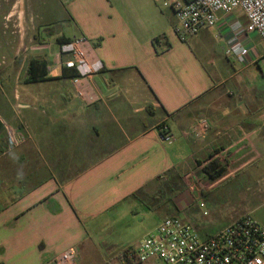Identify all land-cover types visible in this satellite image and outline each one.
<instances>
[{"label": "crops", "instance_id": "0c3cea01", "mask_svg": "<svg viewBox=\"0 0 264 264\" xmlns=\"http://www.w3.org/2000/svg\"><path fill=\"white\" fill-rule=\"evenodd\" d=\"M29 1L40 20L33 38L46 48L31 57L47 61V81L27 84L24 75L15 92L0 93V264H46L69 247L80 264V249L102 227L144 211L159 222L178 215L188 190L207 197L238 173L264 179V89L249 96L238 80L234 95L228 81L239 78L219 74L227 35L207 28L180 42L163 0ZM8 2L0 0V56L13 50L3 21L21 20L26 0ZM74 37L88 41L102 68L72 85L78 73L62 68L58 53ZM8 79L0 74L2 84ZM12 117L23 135L16 148L4 129ZM200 120L207 127L196 138ZM162 122L170 143L159 138ZM215 163L225 170L210 179ZM173 179L185 200L170 209L155 185ZM247 197L254 207L241 217L264 227V186ZM241 217L208 233L193 226L207 236Z\"/></svg>", "mask_w": 264, "mask_h": 264}, {"label": "built area", "instance_id": "2783aa9c", "mask_svg": "<svg viewBox=\"0 0 264 264\" xmlns=\"http://www.w3.org/2000/svg\"><path fill=\"white\" fill-rule=\"evenodd\" d=\"M162 6L173 12L174 30L180 42L203 29L216 28L220 38L227 35L224 56L232 57L240 65L245 66L251 60V50L243 44V38L255 33L264 43V0H163ZM237 11L244 24L238 19ZM89 49L91 46L83 37H74L59 47V58H64L61 67L78 73L72 85L102 68L98 60L90 57ZM206 127V122L200 120L192 125L191 132L194 137L202 138ZM4 129L14 146L23 141L21 133L14 134L6 124ZM158 131L162 142L174 140L164 122ZM77 255V249L69 247L46 264H76ZM149 260L160 264H264V227L246 215L213 234L200 236L177 215L166 216L137 245L123 250L118 264H142Z\"/></svg>", "mask_w": 264, "mask_h": 264}, {"label": "rangeland", "instance_id": "374dc122", "mask_svg": "<svg viewBox=\"0 0 264 264\" xmlns=\"http://www.w3.org/2000/svg\"><path fill=\"white\" fill-rule=\"evenodd\" d=\"M13 1L9 0V6L12 5ZM21 7H24V9L20 10L21 20L17 21L15 15L13 18L3 21L4 24H7V31L9 32L8 40L13 50H10L8 53L3 52L2 56H0V74L2 73L9 78L6 84L0 82V93L4 92L7 94L15 92L16 87L20 85L25 75L28 59L31 56H39L46 49L45 47H38V43L33 38L40 22V20L31 15V10L34 9V5L29 0H26L24 6ZM236 14L239 17L241 16L239 11ZM242 22L244 24V21ZM1 37L0 32V39H3ZM244 43L250 48V57L253 60L244 66L236 63L232 57H228L226 69L221 70V72L219 70V74H223V78L231 74L239 78L228 81V84H231L230 90L234 95L237 92L235 83L239 80L243 90H245L244 92L252 96L254 92H259L264 89V59H259V57H264V43L255 33L248 34L244 38ZM89 52L90 57L94 58L90 49ZM233 84L234 86L232 87ZM13 102L15 103L16 99ZM12 120L11 124L8 123V129L16 134L17 130L15 127L18 126V122L16 119ZM5 134L9 141L6 131ZM9 144L15 148L19 145L14 146L11 142ZM248 173H238L233 177L224 178L207 197L201 198L198 193H193L188 190L186 196L189 200L188 206L185 210L180 211L177 216L191 224L192 227H194L193 225H197L198 229L202 230L203 228V231L208 233L213 232L233 218L235 219L247 214L254 207V203L247 196L254 193L257 186H264V179L259 181L246 180L244 177L249 176ZM172 182L174 184L170 182L168 186L164 185L163 182L155 185H158V190L162 189L166 192L165 196L158 194V198L164 199V197H167L170 209L173 207V204L177 203L178 199H184L175 188L177 187L175 184L177 180L173 179ZM157 208H160V206ZM157 208L155 207V210ZM258 213L264 214V208L259 209ZM158 222L159 217L157 215H149L144 211L143 213H139V215H134V217H127L119 224L98 229V233L91 236L88 242L89 248L86 245L80 249V264H101L102 262L104 264H113L115 258L119 253L121 254L120 251L123 247L137 243L147 232L153 230L152 228Z\"/></svg>", "mask_w": 264, "mask_h": 264}, {"label": "trees", "instance_id": "16d2710c", "mask_svg": "<svg viewBox=\"0 0 264 264\" xmlns=\"http://www.w3.org/2000/svg\"><path fill=\"white\" fill-rule=\"evenodd\" d=\"M184 2H189L190 0H183ZM70 40H65V42H69ZM47 66L48 63L43 58H35L30 57L28 59L26 72H25V78L24 82L29 83H39L47 81L46 75H47ZM75 74V71H74ZM219 163H215L214 166H216V170L213 173L207 172V175L210 179H217L219 178L223 172H224V166H219Z\"/></svg>", "mask_w": 264, "mask_h": 264}]
</instances>
